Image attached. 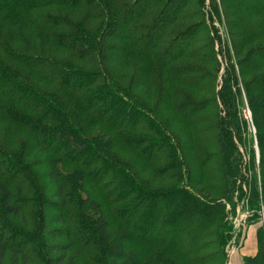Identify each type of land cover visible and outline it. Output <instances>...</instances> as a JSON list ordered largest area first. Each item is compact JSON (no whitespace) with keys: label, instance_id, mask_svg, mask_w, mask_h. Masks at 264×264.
Returning a JSON list of instances; mask_svg holds the SVG:
<instances>
[{"label":"trees","instance_id":"obj_1","mask_svg":"<svg viewBox=\"0 0 264 264\" xmlns=\"http://www.w3.org/2000/svg\"><path fill=\"white\" fill-rule=\"evenodd\" d=\"M147 1L0 0V13L5 16L16 15L27 18V15H32L42 21L45 27H51L49 30L46 28L43 33L42 29L35 27L33 22V26L30 27L31 20H26L32 37L40 42L37 49L39 54L30 53L36 49L20 31L18 22L13 21L9 27L0 28V56L8 61V64L0 62V124L4 123L7 126L10 136L14 134L15 129L24 130L30 135L26 144L20 143V149L16 151L9 149L5 144H0V194L2 195L0 223L6 225H0V264H5L10 254L11 264H34L36 262V258L33 257V244H35L33 236L23 233L12 225V222L21 216L23 219L27 217L24 213L26 207L31 205L36 209L37 206L43 204L41 201L45 199L44 187L41 186L39 176L31 173L23 164L36 148L56 157L52 161L50 180L54 187L52 196L59 199L61 210L71 203L70 188L74 181L75 184L87 185L88 187L84 188L86 193L96 191L98 194L99 192L100 201L102 200L104 204L108 201L113 205L128 201L133 206L130 208L122 206V211L124 214L131 213L133 217L141 216L142 221L146 220V224H141V227L145 229L147 223L153 222L156 217L158 219L166 217L169 225L172 226L186 217L190 220L177 231L184 234L181 238V245L174 244V238L168 241L163 240L164 235H152V238L156 236L155 238L159 240H150L146 244L155 245L160 249L156 253V258L157 261H163V264L207 263L208 257L199 256L202 248L197 245L196 241L208 235L204 231L209 228L212 220L218 218L216 211L219 207L221 208L220 202H213L208 207L202 206L203 203L195 192L179 185L176 193L180 197L178 204L174 205L175 200L172 196L174 192L168 191L164 196H157V193L141 182L132 170L135 162L129 155L130 150L141 154L148 163L160 161L163 165L159 167L156 174L162 179L175 169L178 171V167L181 166L175 152V145L169 141V135L162 130V122L155 120L154 123L152 122V118L147 114L150 109L149 103L145 102L142 96L135 94L138 85H144L146 81L138 79L137 76H130L127 70L122 72L123 76L116 71L118 67H132L131 63L134 58L144 61L140 66L144 72H147L149 66L153 64L170 65L171 61L166 62L164 55L170 54L175 58L178 55L173 53L176 43L185 40L192 33L188 30L181 37L174 36L171 43L165 44L163 51L158 50L159 47L148 49L146 47L147 38L153 36L157 30L158 35L154 46H160L161 34L167 31L168 26L178 21L176 19L178 13L175 11L169 19H166L168 4L173 0H167V3L156 14L151 12L152 8L149 7ZM223 1H225L222 2L224 11L226 6L225 13L229 17L227 23L230 36L240 37L237 43L242 44L246 39L255 37L256 31L252 30L255 24L256 27H264V25L259 26L254 17L251 20L248 19L250 12L264 15V0ZM50 7L56 8L55 14L43 16L38 13L39 10ZM62 9L81 10L84 14H76L71 18L64 14ZM204 19L207 23L206 16ZM233 23L239 26L241 29L239 32L231 31ZM211 29L209 27L210 32H212ZM250 30L253 32L251 35ZM16 42H22L24 48H12ZM52 44L67 51L72 57L57 58V60L53 54H50L49 46ZM244 44L246 45V42ZM241 47L236 46L235 58L243 57L244 49ZM180 54H185V51L182 50ZM238 61L241 64L242 59ZM257 65V63L252 64V68L255 69ZM120 78L121 80L129 79L130 83L122 84ZM235 81L238 83L237 80ZM36 82L39 85H54L55 91L43 90ZM245 87L248 89V84ZM249 87L263 89L262 95L251 97V107L255 113L258 111V104L255 100L262 102V97L264 99V74L249 84ZM170 88L167 90L166 102L172 103L176 101L174 95L181 96L179 91H172ZM239 92L241 93V90ZM180 105H173L172 108L181 115ZM154 112L150 113L153 117H155ZM83 116L89 117L84 124L79 120ZM136 117L143 119L147 124L153 123L154 132H150L149 138L131 135L133 131L143 132L144 130L130 123ZM183 119L188 121V118L183 117ZM90 124L107 127L106 129L112 132L105 131L112 134L114 141H110L107 145L104 144L98 135L91 134ZM259 135L261 137V134ZM216 138L198 140L197 144L204 146L208 141L211 144L208 149L212 148L214 152L217 150L218 153H222L223 165L216 163L212 170L219 167H232L233 163L227 160V146L221 139ZM262 144L264 145V142ZM112 146L117 151L108 150ZM89 154L93 156L88 157ZM200 161V167L196 171L202 179L206 176L209 182L215 184L218 181H224L218 188L215 185L209 187L207 191L209 195L212 189H216L215 195L221 189L228 192V184L225 182L226 174L204 170L206 163L210 161L208 156H201ZM62 167H74V170L65 174ZM233 170H236V166ZM110 173L114 175L115 180L109 179L110 182H104ZM73 174L76 175L75 179L68 182L67 175ZM194 174L192 172V175ZM170 179H178L181 182L182 176L176 172L170 176ZM115 181H117V187L124 189V192L115 197L113 194L109 195L111 197L109 199L106 187L114 184ZM199 184L201 185L202 182L200 181ZM251 189L253 197L257 196L255 182L251 183ZM158 197H164L165 201H169L170 207H173L170 213L169 211L154 213ZM112 198L115 201H112ZM101 211L104 216H108L107 211L104 209ZM40 216L45 218L42 210ZM59 217L58 222H66L63 214ZM111 223L112 220L106 222L102 220L99 232L103 238H117V240L109 241L104 248L111 264H117L118 261L127 257L124 240L128 237L129 231L135 233L137 230L135 222L132 219H126L124 234L120 230L109 234L105 229ZM2 227L5 228L2 229ZM88 230L91 229L88 227ZM50 234L52 237L59 235L56 230ZM11 239L15 241L14 244L11 243ZM190 241H195V244L189 248L185 247V243ZM258 242L259 250L254 257L247 259L248 264H264L263 229L260 232L258 230ZM71 246V242H68V245L56 243L49 245L50 252L55 254V264L65 262ZM169 251L175 253L176 256L168 257Z\"/></svg>","mask_w":264,"mask_h":264},{"label":"rangeland","instance_id":"obj_2","mask_svg":"<svg viewBox=\"0 0 264 264\" xmlns=\"http://www.w3.org/2000/svg\"><path fill=\"white\" fill-rule=\"evenodd\" d=\"M147 2L149 7L152 8L151 12L153 11L156 14L167 3V0H148ZM222 2L225 1L173 0L169 2L166 19H169L176 11L178 21L168 26L167 31L161 34L162 43L160 46H154L158 35L156 30L157 33L155 32L153 36L147 38L146 47L148 49L159 47L158 50L162 49L163 51L165 44L171 43L174 36L181 37L186 31L191 30L192 33L185 40L177 42L173 48V53L178 55L173 58L170 54H165L166 62L170 63L171 61V64L167 65L168 67L153 64V66H149L147 72L140 68L144 61L133 57V60L131 58L132 67H118L116 71L123 76L122 72L127 70L130 76H137L138 79L146 81L144 85H138L135 94L139 97L142 96L141 98L149 103L151 110L149 109L147 114L152 118V122L154 123V120L162 122L163 128L160 127V129L162 128L169 135V141L175 145V152L181 164L178 171L175 169L170 175L162 179L156 174L159 167L163 165L160 161L148 163L141 154L130 150L128 151L129 155L135 162L133 172L150 190L155 191L157 196H164L168 191L174 192L172 193L173 200H175L174 205L178 204L177 201L180 195L176 192H178L177 188L180 186H185L195 192L196 196L202 201V206L208 207L213 202H220L221 208L215 210L218 212V218L212 220L209 228L204 231L208 235L196 241L197 245L202 248L199 256L208 257L206 264H229V262L232 264H248L247 259L250 257H244L242 261H239V258L236 259L247 247V233L252 225H259V232L261 229L264 230L263 97L261 96L262 102L255 100L258 104L257 112L253 113L251 107V97L254 98L256 95H260L263 93V89L249 87V84L258 79L261 74H264V61L261 62L264 59V27H256L255 24L254 29H252L253 32L256 31L254 33L255 37L246 39V45L245 42L242 44L237 43L240 37L230 36L227 23L229 17L226 16V6L224 11ZM62 12L71 18L76 14H84L81 10L73 9H62ZM38 13L43 16L55 14L56 8L41 9ZM204 16L207 17V23H205ZM249 17V20L254 17L259 26L264 25V15L250 12ZM27 19L31 20L30 27L33 26V22L35 27L42 29L43 33L46 28L51 29V27H45L42 21L32 15H27V18H24L16 15L5 16L2 13H0V28L9 27L13 21L18 22L20 31L29 39L31 46L36 49L30 53L37 52L36 54H39L37 49L40 42L32 37L28 29ZM207 25L212 28V32H210ZM240 30L239 26L233 23L231 31L237 33ZM253 32L250 30L249 34L251 35ZM12 46L15 49L24 48L22 42H16ZM236 46L237 48L242 46L241 48L244 49L242 58H235ZM49 48L51 50L50 54H53L56 59L72 57L70 53L57 48L53 44ZM182 50L185 51L183 55L180 54ZM240 59H242L241 64L238 61ZM75 60L78 62L77 59ZM1 61L8 64V61L0 56ZM255 63L258 65L253 69L252 64ZM119 80L122 84L128 85L130 83L129 79L121 80L120 78ZM237 84L238 88L236 89ZM246 84H248V89L245 87ZM37 85L43 90L55 91L54 85H39L38 83ZM170 87L172 91H179L181 96L174 95L176 101L172 103L166 102L167 90ZM176 104H182V106L180 105L181 115L172 108ZM184 109L187 110L184 111ZM152 110L155 111V117L151 115L153 114ZM183 117L188 118V121L184 120ZM88 119V116H83L79 120L84 124ZM148 120L150 119L148 118ZM130 123L137 125L142 130L144 129L143 132L133 131L132 136L149 138L150 132H154L153 123L147 124L141 118L136 117ZM106 128L104 125L93 126L90 124L89 131L93 135H98L99 139L107 145L114 139H112L111 133H106V131H112ZM7 131V126L4 123L0 124V144H5L13 151L20 149V143L26 144L30 136L24 130L15 129L12 136ZM91 134L89 135L92 136ZM259 134H261V137ZM207 138L221 139L228 148L227 160L233 163L232 167H219L212 170L213 165L215 166L216 163L223 165V157L222 153H218L217 150L214 152L212 148L211 150L208 149L209 145L211 147L210 142L207 141L204 146L197 144L198 140L203 141ZM163 144H165L164 141ZM39 150L34 149L23 164L31 173H36L39 176L41 186L44 187L45 199L41 201L43 204L37 206L36 209L31 205L26 207L24 213L27 217L23 219L21 216L18 220L12 222L14 228L33 236L35 240L33 257L36 258L34 264H55V254L50 252L49 245H52V243L68 245V242H71L72 246L67 252L63 264H111L104 248L109 241L117 240V238H103L99 232L102 220L105 222L112 220V223L105 229L109 234H113L118 230L124 234L126 219H132L136 224L137 231L135 233L129 231L128 237L124 240L127 257L118 261L117 264H163V261H157L156 258V253L160 249L155 245L149 246L146 244L150 240H159L155 238L156 236L152 238V235H164L163 240L165 241L174 238V244L181 245V238L184 234L177 231L187 224L190 219L187 220L185 217L181 222L172 226L169 225L166 217L160 219L156 217L153 222L147 223L146 229L142 228L141 224H146V220L142 221L141 216L133 217L131 213L124 214L122 211V206L130 208L133 205L129 204L128 201H121L115 203V205L108 201L104 204L102 200L100 201L99 192L98 194L96 191L86 193L87 185L84 183L75 184L72 181L75 179V174L67 175L68 182L72 181V187L70 188L71 203L67 208L61 210L59 199L52 196L54 187L50 180V172H52L53 167L52 161L56 157ZM78 150L81 149L78 148ZM108 150L117 151L113 146ZM129 155L125 154L127 157ZM87 156L91 157L93 155L89 154ZM201 156L210 158L204 170L226 174L225 182L228 184V192L221 189L215 195L216 189H212L211 195H209L207 192L209 187L215 185L218 188V186H222L224 181H218L215 184L209 182L206 176L203 179L202 176L200 177L196 170L200 167ZM109 160L111 161V158ZM234 166H236V170H233ZM62 169L65 170V174H69V172H73L74 167H62ZM176 172L182 176L181 182L178 179H170V176H173ZM192 172L195 174L192 175ZM109 179L115 180L112 173L104 182H110ZM200 181L202 182L201 185L199 184ZM252 182H255L257 186L258 197L252 195ZM116 184L117 181L106 187L109 199L111 198L109 195L113 194L115 197L124 192V189L118 188ZM157 200L158 203L154 213L161 211H169L170 213L172 211L173 207H170L169 201H165L164 197H158ZM1 201L2 195L0 194V203ZM112 201H115V199L112 198ZM101 209L107 211L106 215L111 217L104 216ZM41 210L44 212L45 218L43 216L39 217ZM60 214H63L66 222L57 221ZM0 225L6 226L1 223ZM88 227L91 230H88ZM4 228L2 227V229ZM54 230L59 234L58 237L51 236L50 233ZM143 233L145 234L141 238ZM194 242H186L184 246L189 248V246L195 244ZM11 243L14 244L15 241L11 239ZM31 245H28V247ZM232 245H235V249L230 260L228 252H230ZM169 252L167 253L168 257L176 256L172 251ZM11 258L10 254L5 264H11Z\"/></svg>","mask_w":264,"mask_h":264},{"label":"crops","instance_id":"obj_3","mask_svg":"<svg viewBox=\"0 0 264 264\" xmlns=\"http://www.w3.org/2000/svg\"><path fill=\"white\" fill-rule=\"evenodd\" d=\"M258 230L259 225H252L247 233V247L243 249L240 257L236 259H240L242 261L244 257H254L258 252Z\"/></svg>","mask_w":264,"mask_h":264},{"label":"built area","instance_id":"obj_4","mask_svg":"<svg viewBox=\"0 0 264 264\" xmlns=\"http://www.w3.org/2000/svg\"><path fill=\"white\" fill-rule=\"evenodd\" d=\"M234 243H235V241H234ZM234 249H235V245H232V248H231L230 252H228V257H230L229 258L230 260L232 259V255H233ZM229 264H232V263L229 262Z\"/></svg>","mask_w":264,"mask_h":264}]
</instances>
